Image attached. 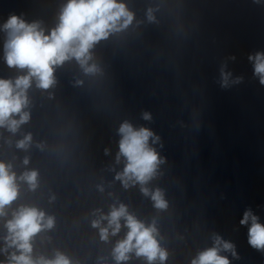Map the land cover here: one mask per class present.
I'll use <instances>...</instances> for the list:
<instances>
[{
  "label": "clouds",
  "instance_id": "9594fccd",
  "mask_svg": "<svg viewBox=\"0 0 264 264\" xmlns=\"http://www.w3.org/2000/svg\"><path fill=\"white\" fill-rule=\"evenodd\" d=\"M132 20L133 14L117 0H69L60 15V23L50 35H45L37 23L28 24L16 15L10 16L3 26L9 35L5 45L6 62L9 67L27 68L28 73L17 77L14 83L12 80L0 79V127H7L10 132L15 133L21 124L28 121L29 113L23 109L29 102L26 92L33 78L37 82V87L50 88L55 83L54 66L61 65L73 57L85 74L98 71L95 64H89L92 59L90 49L96 42L106 39L110 32L127 27ZM255 61V73L264 84V56L257 54ZM226 83L225 76V85ZM13 115H19V120L13 119ZM150 118L148 113H144V119ZM119 133L121 140L117 161L123 156L127 163L123 171L117 174L116 179L126 188L130 182L143 186L154 176L158 164L162 163L158 154L148 145L153 133L147 128L136 130L128 122L121 124ZM30 141L29 134L17 143V147L26 148ZM24 163H28L27 158ZM10 169L11 165L0 162V216L5 215V206L10 205L18 196L17 176ZM37 177L38 173L32 170L24 172L19 179L27 182L31 190H35L38 187ZM141 191L145 195L149 194L146 187H142ZM151 198L155 202V207L159 209L167 207L159 189L151 194ZM121 218H124L129 231L126 238L119 241L113 250L118 262L127 260L128 253L133 250L137 256H145L149 262L157 258L161 261L166 259V252L160 249L154 237L155 226L146 227L128 213L124 204H120L118 208L113 206L106 216L101 214L98 219L92 221V226L99 228L102 240H107L109 229L112 235L120 231ZM249 219L251 220L249 244L256 249H264V225L250 212L244 214L241 224L248 223ZM104 220L108 222L107 227L101 226ZM53 225L54 218L46 216L42 210L35 207L21 206L14 212L13 219L6 225L9 231L6 239L9 246H15L20 250V255L13 254L9 264H71L69 258L59 252L54 259L40 257L33 260L30 255L32 252L30 241L33 236L44 229H51ZM216 244H222L225 250L233 249V245L222 242L219 237L216 238ZM218 252V247L209 248L201 252L192 264H229V260Z\"/></svg>",
  "mask_w": 264,
  "mask_h": 264
}]
</instances>
